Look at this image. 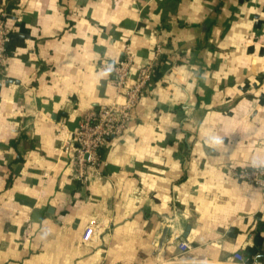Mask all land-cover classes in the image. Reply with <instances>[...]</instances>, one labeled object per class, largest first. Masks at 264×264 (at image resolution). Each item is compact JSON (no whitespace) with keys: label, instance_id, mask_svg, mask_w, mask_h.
<instances>
[{"label":"crops","instance_id":"1","mask_svg":"<svg viewBox=\"0 0 264 264\" xmlns=\"http://www.w3.org/2000/svg\"><path fill=\"white\" fill-rule=\"evenodd\" d=\"M1 13L0 264H264V200L231 172L264 165V0H0ZM127 51L159 76L81 184L63 145L113 99L100 63Z\"/></svg>","mask_w":264,"mask_h":264},{"label":"built area","instance_id":"2","mask_svg":"<svg viewBox=\"0 0 264 264\" xmlns=\"http://www.w3.org/2000/svg\"><path fill=\"white\" fill-rule=\"evenodd\" d=\"M10 33L11 26L6 22L5 14L1 13L0 72L6 63ZM99 68L111 78L114 87L113 99L101 108L87 110L63 145L70 157L72 176L81 184H88L101 176L100 149L109 138L124 134L128 130L133 119V109L151 80L153 64L139 65L134 54L127 51L123 59L102 62ZM231 172L234 178L258 188L264 200V165L245 166ZM176 246L179 255L190 249L185 240H179ZM234 258L240 264H250L240 254H235Z\"/></svg>","mask_w":264,"mask_h":264},{"label":"trees","instance_id":"3","mask_svg":"<svg viewBox=\"0 0 264 264\" xmlns=\"http://www.w3.org/2000/svg\"><path fill=\"white\" fill-rule=\"evenodd\" d=\"M158 76H159V72H157V69L154 68V66H153V71H152V77H151V79H152V78H156V77H158Z\"/></svg>","mask_w":264,"mask_h":264}]
</instances>
